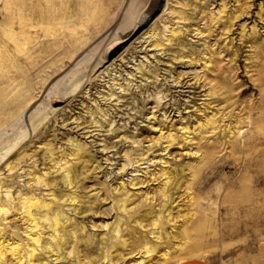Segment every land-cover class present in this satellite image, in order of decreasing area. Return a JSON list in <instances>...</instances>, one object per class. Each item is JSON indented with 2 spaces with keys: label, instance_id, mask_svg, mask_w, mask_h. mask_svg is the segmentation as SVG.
I'll use <instances>...</instances> for the list:
<instances>
[{
  "label": "rangeland",
  "instance_id": "1",
  "mask_svg": "<svg viewBox=\"0 0 264 264\" xmlns=\"http://www.w3.org/2000/svg\"><path fill=\"white\" fill-rule=\"evenodd\" d=\"M206 1L208 4H204ZM222 1L195 0L196 21L186 20L191 25L178 33L184 47L174 49L167 37L172 34L171 28L185 23L169 9L176 0H0V111L29 95L28 91L41 86L72 60L92 51L106 56L104 62L86 69L67 85L31 98L26 107L0 118V203L12 199L18 206L20 194L26 192L49 198V185L34 177L36 167L56 179L54 190L61 196L58 202L73 219L68 222V230L64 229L70 233L61 241L64 254L58 258L48 250L46 241L51 236L46 232V246L38 249L44 257L30 264H40L41 259L48 264H78L79 259L82 264H109L106 259L98 260L104 253V241L111 240V228L104 223H113L120 216L127 218L123 228L128 224L143 234L150 228H164L165 232L162 239L149 232L151 243L159 245L150 261L139 262L143 254L133 241L114 264H177L186 259H204L212 264H264V109L262 90L249 58L253 55V39L264 43V0H249L250 11L237 19L229 47L219 29L212 34L194 29L206 28L212 9L216 12ZM228 1L230 8L239 2ZM144 16H148L145 24L138 25L126 38L122 36ZM243 22L248 33L253 24L260 30L248 38L241 37ZM156 37L163 40V47L151 44ZM100 41L102 45L95 48ZM211 51L221 58L218 65L223 67L221 71L209 69L217 76L213 80L217 88L212 93L211 83H206L204 76L199 78L208 72L204 59ZM188 52L194 53L192 58L186 55ZM227 80L235 87L231 98ZM244 86L248 89L241 92ZM111 90L114 95H110ZM230 100L238 103L227 109ZM212 114L217 120L203 124ZM236 115L241 123L234 121ZM83 118L94 120L95 128L92 126L89 133L85 131L91 127L77 125ZM187 124L191 128L186 133L182 126ZM237 128L241 133L232 139V130ZM161 132L177 133L179 137L173 141L158 139ZM79 140L86 152L77 162L80 173L76 184L82 201L76 209L66 199L74 189L62 177L66 172L55 167L58 163L52 164L54 156L60 157L62 150ZM47 145L56 146L58 152L51 155ZM23 152L27 153L22 161L9 170L7 162L15 164ZM162 166L176 175L171 185L175 200L167 203L173 208L174 218L156 227L150 222L157 218L156 210L165 201L159 196L168 178L135 186L129 182L133 177H151V172ZM122 181L137 192L136 202L145 199L157 208L144 221L146 226L132 219L133 214L113 207L111 198H103L102 186L118 185L122 189ZM15 209L12 207L13 215L10 212L9 216L0 212V240H18L25 251L29 241L27 222ZM128 237L131 239V235ZM74 239H80L81 255L69 253ZM10 256L12 263L10 258L0 264H24ZM23 260L29 261L26 256Z\"/></svg>",
  "mask_w": 264,
  "mask_h": 264
},
{
  "label": "bare ground",
  "instance_id": "2",
  "mask_svg": "<svg viewBox=\"0 0 264 264\" xmlns=\"http://www.w3.org/2000/svg\"><path fill=\"white\" fill-rule=\"evenodd\" d=\"M204 4H208V2L206 1ZM229 5L230 4H229L228 0H223L221 6L218 8V10L216 12L213 11V9H212V11L209 15V22H208L207 27L205 28V27L198 26V27H195L194 29L198 30L199 33H205L208 30V31H210L211 34L214 31H216L217 29H219L218 32L222 33L221 36H224L223 39H227L226 42H227V46L229 47V43L231 42V40L234 37L233 36V34L235 32L234 26L237 22V19L239 17H241L243 14H245L246 11L247 12L250 11L248 9L251 7L252 2H250L249 0H239L238 4L236 6H234L233 8H230ZM197 6H198V4H196L195 0H176V3L169 6V9H171L173 11V13L175 12L176 15H178L181 18V20L185 21V23L184 22L182 23L183 24V25H181L182 27L171 28L172 34L167 37L168 41H172L171 45H174L173 46L174 49L175 48L180 49V48L184 47L183 46L184 41H183V39L179 38L178 33L182 30V28L185 25L187 27H189V25H191L188 23L186 24V20L190 19V20H193L192 22L196 21L194 13L196 12ZM260 8H261V6H260ZM191 9H193L192 12H190ZM92 16H89V18H91ZM97 18H100V16ZM147 19H148V16H144V18H142L141 21H138V23L134 24L133 27H128L129 29L126 30L122 36L125 37V36H128L129 34H131L133 31H135V29L137 28L138 25L141 26V25L145 24ZM91 20H92V18H91ZM245 26L246 25L244 22L241 23V28H242V32L240 34L241 37L245 36L246 38H248V37L252 36L253 34H256L260 30V28L258 27V24H253L251 27V29H252L251 32L248 33L247 30L244 28ZM262 27H264V24L262 25ZM155 32L156 31H153L154 35H156ZM173 39H174V41H173ZM217 40L215 39L216 42H217ZM101 43H102V41H100L98 44H96L95 48L101 46L102 45ZM151 44L163 47V45L165 43L163 42V40L156 37L155 39L153 38V40L151 41ZM262 44H264V43H262ZM262 44L257 43L256 38L253 39V41L251 43V46L253 47V55L249 56V58L250 59L252 58L251 59L252 67H253V70H254L255 75H256L255 80L258 81L256 83L260 86V88L262 90L260 98L262 99L261 107L264 109V46H262ZM215 50H217V49H215ZM220 50L221 49H219L218 51H220ZM100 53H97L96 51L95 52L92 51L90 53H86L85 55H82L81 57L77 58L74 61L72 60V62H70L69 65H67L64 69H62L61 71H59L58 73H56L55 75L50 77L41 86L28 91V92H31V93H28L29 95H25V97H20V98L16 99L14 101V103H12V105H9L8 107H5L3 110H1L0 111V118L3 116L10 115L15 110H19V109L26 107L29 104V102H31V98L37 99L38 97H43L44 95L50 94L51 93L50 91L57 88V87L59 88V85H67L75 77H78L79 75L82 76L81 74H83L86 71V69H89L93 65H98L99 63L104 62L105 57H106L105 53H103V52H100ZM220 53H221V51H220ZM193 54H194L193 52H188L186 55H188V56H190V58H192ZM235 55H236V53H235ZM233 59H234V57L231 56V62L233 61ZM220 60H221V58H220ZM220 60H219V58L215 57V51H211L210 55L206 56V58L204 59L205 67L208 69V72L203 71L204 74L201 75L202 74L201 73L200 74L201 76H199V78L204 76L203 79L206 80V83H211V85H212L210 88L211 93L213 92V89H215L214 87L217 88L216 83L213 82V80L217 76L214 77L213 74L211 75V73L213 71L209 72V69L217 70V71L223 70V67L221 65H218V62ZM178 78H180L179 73L176 76L177 80H178ZM75 81H76V79H75ZM178 82H180V81L178 80ZM224 86L225 85L223 84V87ZM223 87H221V88H223ZM247 89H248V87L244 86L241 88V92H244ZM234 90H235L234 85L229 83V81L227 80V93H229V95H230L229 98L232 97ZM219 91H218V93H219ZM114 93H115L114 90L110 91V95H114ZM54 100H59V98H55ZM233 100L232 101L230 100L232 103H230V102L227 103V109L231 106L237 105L238 100L234 101L235 104L233 103ZM88 111L95 112L96 110H93V109L89 110L88 109ZM223 111H225V110H223ZM98 114L99 113H97V115ZM233 115L234 114L231 113L230 117L232 116V118H233ZM239 118H240V116L236 115L234 121H237V123H241V122H239V121H241V118L240 119ZM216 120H217V118H215L214 114H212V115H209L208 117H206L205 121H203V124H205V125L212 124ZM77 125H82V128L91 127V129H86V131H85V133H89L90 131L93 130L92 126H94V120L92 119L89 121V120L83 118L80 122H78ZM94 128H95V126H94ZM182 128H184L185 132L187 133L189 131V129L191 128V125L187 124V125L182 126ZM232 132H233L231 134L232 139L237 137V135L239 136V133H241L240 128H237L236 130H232ZM90 135H92V134H90ZM186 135L187 134H185V137H187ZM163 137H166V140L168 139V140L173 141V140H176V138L179 137V135L177 133L165 134V133L161 132L157 136L158 139H161ZM47 147L49 148L51 155H55V153L58 152V151H56L57 148L54 145H47ZM62 151L63 152L60 155V157H59V155H57L56 157L55 156L53 157V158H56V160L54 161V163L52 165H56V163H58L57 164L58 166H55V167H57L58 169L61 168V169H63L62 171L66 172V174H64L62 177H63L64 181L68 183V185H70L71 187L74 188L67 193L66 199H70V203L72 204V206H74L77 209L78 205H79L78 203L82 201V199H81L82 197L78 191L79 188H77L78 186L76 184L78 181L77 178L79 177V173H80L78 171L79 169L77 168L78 167L77 162L80 163L79 160H82L80 158L82 156H85L86 150H85V147L83 146V144L79 140V141L74 142L73 146L70 147L69 149H64ZM26 153L27 152H23L21 154V156L18 157V161L15 164H12V161L7 162L8 169L14 170L17 167V165L22 161L21 159L26 155ZM29 154H31V157L33 156L32 152H29L28 155ZM167 161H168V159L164 160V163ZM34 168H35L33 171V173L35 174L34 177H36V179L39 182H43L45 185H49V195L50 196H49V198L48 197H41L38 194H36V192H30V193L26 192L24 194H20L18 206H17V203L13 204L12 199L11 200L7 199V200L3 201V203H0V212L2 211L5 213H8L7 216L11 215L10 212L12 213V210H11L12 207H16V209L20 210L21 218L27 222L28 228H27L26 233L29 237L28 243L26 242L28 245H27V249H25V251H23V244H21V242H19L18 240H15V241L10 240L7 242H5L4 240H0V262L3 260H6V259L9 261V259L11 258L10 262L12 263L13 259L10 255H12L13 258L15 256L16 259H18L21 263H24V264H30L33 260H35L37 258H41L42 256H41V253L38 252V249L40 247L42 248L43 245H45L44 244V240H45L44 234L46 232H49L50 236H51V238L46 241V242H49V244H50L48 247V250L53 251L54 255H57L58 258H60L61 253L64 252V251L61 252V250H63L61 241L64 237H66V235L70 234L68 231H65L64 229H66L68 222L72 219V216L66 214V212L64 211V207H63L64 205L59 204V202H58L61 196L58 197V194L54 190L56 179L55 178L51 179V175H50L51 173L49 174V172H47V171H44L41 173V172H39V170L36 167H34ZM33 173H30V174L33 176ZM174 176L176 177V175L173 173V171H171V169H169L166 166H162L161 168L154 169V171L151 172V177L146 176V178L142 177V178H139L138 180H135V178L133 177L129 182L135 186L138 183H143L145 181L149 182L152 179H154V180L159 179L160 180L161 177L165 178V179L168 178L164 181V183H163L164 186H162V183H161L162 187L160 190H162V194L159 197H162L163 199H165V201H164V203L160 204V207L158 208V210H156L157 208L155 209L150 204V202L145 201V199L144 200L140 199L139 202H136V199L134 198V196L137 194V192L134 191L131 187H129V185H130L129 183H126L124 181H122L123 182V184H122L123 188L122 189H121L122 186L118 187V185H115L113 187H111L112 185L111 186L109 185L108 187H106V189L103 188L104 186H102L101 187L102 195H104L103 196L104 199H107V198L112 199V201L114 202V204H112L113 207H115L117 209L119 208L122 211H125L127 213L129 212V213H131L130 215L133 214L134 216H133V218L132 217L131 218L134 219L139 224H141L142 226H146L148 224L147 221H146V223L144 221L148 219V216L150 213H152L154 210L158 211V213H156L157 218L155 217L156 219L152 220L150 222V224H152V225L156 224V227H157V224H159V226L163 227V223L165 221H170L171 219L174 218L173 217L174 216L173 208L172 207L169 208L167 205L169 199H172V201L175 200L174 192L171 191V185L174 184V181H175V178H173ZM87 177L90 178L92 176L88 175ZM123 189H124V191H123ZM10 192L11 191L9 190V193ZM22 193H23V191H22ZM157 197H158V195L156 194V198ZM131 199H133V201L130 202ZM95 203H96L95 205H97V203H99V201L95 202ZM130 204H133L131 206V208H130ZM69 207H71V206H69ZM93 207L95 209V206L91 205V208H93ZM139 211H142V213L136 214ZM156 214H154V215H156ZM12 215H13V213H12ZM124 222H127V218L120 216L113 223L112 222L110 223L109 221L104 223V226H110V228H111V230H110V231H112L111 234H109V232H108L109 236L111 237L110 238L111 240H109V241H111V242H109L108 240L104 241V245H105V248L103 249L104 253L101 257L98 258V260L106 259L109 262V264L116 263L121 258V254L123 253V250L125 249V247L134 241L135 243H137L136 244L137 246L141 247L139 249V251L143 254L141 259L139 260V262L145 263V262L150 261L151 256L153 255L155 250H157L159 245L151 243V241L148 238V234H149V232H152L157 236L158 239H162L164 237L163 233L165 232L164 228H162L159 231L156 230L158 233L154 230V228H150L149 232L147 234H143V233L139 232L137 228H135L133 226H129L128 224H126L127 226L125 228H123L122 224ZM73 223H75V221ZM67 228H69V227H67ZM66 230H68V229H66ZM70 232H71V230H70ZM128 235H131V239H129ZM74 240H75L74 247H73L72 251H69V253L74 251V252H78L81 255L79 248H78V241L80 239L79 240L74 239ZM81 241H84V240H81ZM80 242H79V245H80ZM100 245H101V243H100ZM131 245H133V244H131ZM82 249L84 250L85 248H82ZM87 255H89V254H87ZM25 256L27 257V259H29L28 262H27V260H23V257H25ZM96 257H97V255H96ZM79 260H81V259H79ZM79 260H78V264H82L81 261H79ZM41 262L42 263H40V264H48L44 259H41ZM33 263H35V262H33ZM70 264H72V263H70Z\"/></svg>",
  "mask_w": 264,
  "mask_h": 264
},
{
  "label": "crops",
  "instance_id": "3",
  "mask_svg": "<svg viewBox=\"0 0 264 264\" xmlns=\"http://www.w3.org/2000/svg\"><path fill=\"white\" fill-rule=\"evenodd\" d=\"M184 261L182 260L177 264H212L211 262L204 259H186Z\"/></svg>",
  "mask_w": 264,
  "mask_h": 264
}]
</instances>
